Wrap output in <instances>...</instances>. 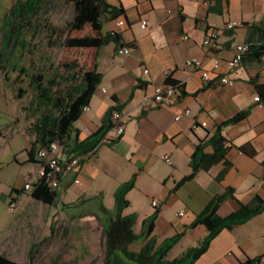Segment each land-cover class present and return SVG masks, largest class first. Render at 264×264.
<instances>
[{"label": "crops", "instance_id": "obj_1", "mask_svg": "<svg viewBox=\"0 0 264 264\" xmlns=\"http://www.w3.org/2000/svg\"><path fill=\"white\" fill-rule=\"evenodd\" d=\"M107 1L125 8V15L120 17L125 21L122 27H118L117 19H110L104 21L102 30L104 34L119 33L121 42L112 37L94 49L92 67L97 66L102 80L88 109L75 122L71 141L83 140L98 130L115 104L123 105L122 117L112 120L113 128L95 153L84 156L80 171L61 178L52 204L23 190L27 181L39 178V163L36 158L29 161L26 151L25 162L36 169L23 176L21 186L12 187L9 197L18 191L22 207L3 236L6 247L26 255L25 262L31 254L34 264L38 256L54 252L64 256L73 249L74 241L79 242L81 256H86L90 233L94 235L95 230L90 227L101 225L103 231L109 222L101 204L113 210L115 190L134 176L135 185L126 195L130 203L123 214L136 215L134 229L141 234L145 219L157 211L152 232L137 241L140 248L151 237L160 243L183 233L169 252V259L181 256L208 234L205 225H188L227 187L235 189V198L220 204L213 221L239 213L243 204L249 205L255 198L264 200V104L256 99L260 94L255 86L264 84V52L256 59L252 50L244 62L228 65L237 44L259 41L260 33L252 32L250 26L264 30V0ZM142 20L148 21L145 28ZM229 22L236 26L228 29ZM210 30L218 31V36L205 45ZM121 45L131 47L128 56L117 54ZM192 58L200 59L212 73L210 81H204L200 71L186 65ZM215 58L221 61L217 71L213 68ZM225 75L233 84L221 82ZM168 78L183 83L186 94L177 91L165 103L157 104L155 88L165 85ZM246 110L247 114L222 127L227 139L224 158L180 183L193 171L192 155L197 146L204 143V152L214 153L209 140L219 124ZM177 115L181 118L176 119ZM117 126L124 128L121 136L116 133ZM242 146H249L255 154L243 152ZM163 156H169L171 163ZM154 198L159 200L157 207L152 205ZM95 202H99L98 207L89 205ZM58 220L67 227L62 242L68 240V245L57 246ZM257 256H262L258 264H264V210L233 229L222 230L194 264H239Z\"/></svg>", "mask_w": 264, "mask_h": 264}, {"label": "trees", "instance_id": "obj_2", "mask_svg": "<svg viewBox=\"0 0 264 264\" xmlns=\"http://www.w3.org/2000/svg\"><path fill=\"white\" fill-rule=\"evenodd\" d=\"M62 4L71 5L74 10V18L66 25L69 32L82 31L87 24H90L95 34L65 36L64 31L60 34L58 27L50 21L49 14ZM124 15L125 8L123 6L111 5L107 0H14L0 25V69L6 71L9 57L15 56L19 49H27L31 43L30 39L43 34L47 35L52 46L60 41L67 47L79 49H98L110 42L112 37L121 42L119 33L104 34L102 30L106 18L118 19ZM250 28L252 32L260 33L259 41L249 42V50L241 63L252 50L256 59H259L264 52V30L254 25ZM63 66L65 70L56 71L51 75L45 71H38L30 76V84L35 92L33 103L38 117L29 128L30 140L26 149L29 161H34L38 148L49 146L54 141H59L61 145L71 148L74 154L85 156L95 153L106 139V134L113 128V111L123 108V105L115 104L106 112L98 130L83 140L71 141L74 124L82 115L83 108L89 105L95 90L101 83L102 73L97 70V66L86 69L77 60L64 63ZM166 84L174 86L181 95L186 94L183 83L168 78ZM255 86L260 94L259 99L264 104V84ZM20 91L23 92L21 88ZM248 112V110L240 112L219 124L216 135L209 140L215 147L214 153L206 154L204 143L197 146L192 155L193 171L180 183L192 179L198 170H207L224 158L227 139L221 133L222 127ZM241 150L249 155L255 154L249 146H242ZM221 176L222 173L219 178ZM134 185L135 176L117 187L114 193L113 210H109L103 203L101 204V210L109 214V222L104 227L102 236L105 264H113L114 253H119L126 260L135 264H194L222 230L233 229L264 210V200L255 198L251 204H243L239 213H231L213 221V216L220 204L229 198H235V189L227 187L223 193L214 196L204 210L188 225L189 228L205 225L208 234L198 245L188 248L181 256L169 259V252L182 238L183 233L176 234L160 243L156 238L151 237L144 242L139 250L131 248V244L137 242L141 237L149 236L157 217L156 211L145 219V230L141 234L135 232L136 215L123 214L124 209L130 203L126 195ZM33 186L31 195L35 199L47 204H52L56 200L58 196L56 189L49 187L44 179H40ZM261 260L262 256L249 257L239 264H258ZM0 264H34V257L31 254L29 261L20 263L0 253Z\"/></svg>", "mask_w": 264, "mask_h": 264}, {"label": "rangeland", "instance_id": "obj_3", "mask_svg": "<svg viewBox=\"0 0 264 264\" xmlns=\"http://www.w3.org/2000/svg\"><path fill=\"white\" fill-rule=\"evenodd\" d=\"M13 2L14 0H0V25ZM49 17L52 24L58 27L59 33L64 31L65 36L95 34L90 24H87L82 31L69 32L67 30V23L74 18L71 5L62 4L53 9ZM107 20L110 19L106 18L105 21ZM30 42L27 49H19L15 56L9 57L6 71L0 69V252L7 256L8 252H11L9 258L17 262H25L26 255L23 252L20 254L17 250L12 251L9 249L11 247H6L3 236L7 228L15 223V217H17L19 208L22 207V201H17L14 210L9 207L12 187L21 186L23 176L36 169L33 164L25 162V147L29 145V128L38 117L33 103L35 92L30 84V76L38 71H45L48 75L63 71L65 70L64 63L72 60H77L86 69L91 68L94 54L93 48H70L60 41L52 46L45 34L30 39ZM98 204L99 202H95L89 205L98 207ZM92 228L95 229L94 235L90 233L89 251L86 256H81L82 252L78 250L79 242L74 241L73 249L66 255L61 256L54 252L53 255L38 256L35 258V264H105L101 225L91 226L90 230ZM65 230L67 227L58 220L56 237L59 243L54 242L57 246L69 244L68 240L65 243L62 242L66 239L67 231ZM132 248L137 250L140 244L135 242Z\"/></svg>", "mask_w": 264, "mask_h": 264}, {"label": "built area", "instance_id": "obj_4", "mask_svg": "<svg viewBox=\"0 0 264 264\" xmlns=\"http://www.w3.org/2000/svg\"><path fill=\"white\" fill-rule=\"evenodd\" d=\"M148 21L142 20L141 26L145 28L147 26ZM125 24L124 19L119 18L117 19L118 27H122ZM236 26V23L229 22L227 23L228 29H233ZM218 36V31L210 30L207 38L205 39V45H210L214 39ZM187 38V36H184ZM249 43H241L236 45V53L232 59L228 61V65L230 67H235L241 63L244 55L249 50ZM131 52V47L129 45H121L117 49V54L120 57L128 56ZM186 65L189 67L194 68L197 71H200L203 77V80L208 82L212 79V73L205 69L203 66V62L200 59L192 58L186 61ZM221 66V61L217 58L213 59V68L217 71ZM145 73L148 72V69L144 70ZM221 82L227 84H233V80L225 75L221 77ZM177 93V89L172 85H158L155 88V95L154 100L157 104H163L166 100L171 99ZM259 100V97H256ZM88 109V105L83 108V111ZM190 110H186V114H189ZM122 117L121 110H114L112 114L113 122L118 121ZM181 115H177L176 119H180ZM205 125V123H204ZM124 132V128L122 126L116 127V133L118 136H121ZM164 160L171 163V159L169 156H163ZM36 160L39 163L38 169V180L44 179L45 182L48 184L49 187L53 189H57L60 186V180L66 174L71 172H79L81 169V164L84 160V156L80 154H74L71 148L61 145L59 141L52 142L49 146H42L38 148L36 152ZM37 181H27L24 186L23 190L25 191H33L34 183ZM75 182H80V179H75ZM19 192L17 191L15 195L10 199L9 207L14 210L19 199ZM159 204V200L154 198L152 200L153 207H157Z\"/></svg>", "mask_w": 264, "mask_h": 264}, {"label": "water", "instance_id": "obj_5", "mask_svg": "<svg viewBox=\"0 0 264 264\" xmlns=\"http://www.w3.org/2000/svg\"><path fill=\"white\" fill-rule=\"evenodd\" d=\"M113 264H135V263L126 260L119 253H114L113 254Z\"/></svg>", "mask_w": 264, "mask_h": 264}]
</instances>
